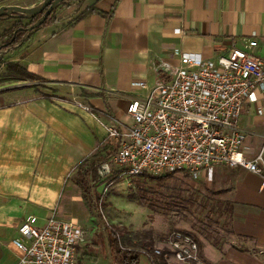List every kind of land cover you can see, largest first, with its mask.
<instances>
[{
  "label": "crops",
  "instance_id": "1",
  "mask_svg": "<svg viewBox=\"0 0 264 264\" xmlns=\"http://www.w3.org/2000/svg\"><path fill=\"white\" fill-rule=\"evenodd\" d=\"M42 1L0 0V6ZM87 9L92 12L83 14ZM12 24V18L0 20V34ZM249 41L257 46L247 48ZM232 48L264 59V0L59 5L47 25L8 50L1 60L21 65L37 80L0 84V264L19 260L13 245L19 225L32 216L41 226L52 210L87 231L78 252L82 264H109L100 225L75 183L78 166L97 152L103 160L110 154L105 126L131 123L128 103L153 88L164 69L179 66L176 51L214 60ZM136 82L147 89L133 87ZM239 129L248 154H256L264 144V95L244 105ZM262 181L242 168L219 167L206 182L223 196L233 238L221 250H205L209 264H264ZM139 264L150 261L144 255Z\"/></svg>",
  "mask_w": 264,
  "mask_h": 264
},
{
  "label": "built area",
  "instance_id": "2",
  "mask_svg": "<svg viewBox=\"0 0 264 264\" xmlns=\"http://www.w3.org/2000/svg\"><path fill=\"white\" fill-rule=\"evenodd\" d=\"M256 46L255 41L247 44ZM175 54L179 66L164 69L153 88L128 103L131 123L113 120L105 126L113 151L97 165L98 178L116 170L123 178L186 173L194 181L210 182L216 168L226 167L247 170L264 184V144L248 154L239 129L244 105L264 95V59L237 48L214 60ZM133 87L147 89L144 82ZM78 106L92 113L88 106ZM17 233V264H82L78 252L87 233L76 220L62 219L52 210L43 225L30 216ZM157 244L143 252L150 264H206L188 233L171 231Z\"/></svg>",
  "mask_w": 264,
  "mask_h": 264
},
{
  "label": "rangeland",
  "instance_id": "3",
  "mask_svg": "<svg viewBox=\"0 0 264 264\" xmlns=\"http://www.w3.org/2000/svg\"><path fill=\"white\" fill-rule=\"evenodd\" d=\"M81 4L79 0H67L60 6L80 8ZM6 52L0 53V59ZM113 172L112 176L105 178L96 175L91 182L92 193L98 197L100 221L108 228L124 231V236L132 240L136 248H143L147 232L151 233L156 245L159 239L174 230L193 236L201 246L203 258L205 250H221L233 241L227 217L223 214V196L213 194L217 189L213 184L176 173L158 187L147 177L123 178L118 177L116 170ZM96 227L100 229V226ZM86 228L90 231L91 227ZM78 259L81 261L79 253Z\"/></svg>",
  "mask_w": 264,
  "mask_h": 264
},
{
  "label": "trees",
  "instance_id": "4",
  "mask_svg": "<svg viewBox=\"0 0 264 264\" xmlns=\"http://www.w3.org/2000/svg\"><path fill=\"white\" fill-rule=\"evenodd\" d=\"M65 1L67 0H64L61 4H63ZM84 1L85 0H79L80 4ZM89 12H92V10L87 9L83 12V14ZM53 14L54 10L51 12L49 17L46 19V21H44V23L40 27L47 25L50 22ZM40 16L41 14L31 20H25L20 17L1 18L0 20L12 18L13 24L9 28L4 30L3 33L0 35V52L6 50L8 51L17 43H19L26 35V29L30 25H32ZM0 66H3L4 68L0 73V84L37 80L35 76L28 73L26 69L19 64L13 62H3L0 59ZM112 151L110 153H112ZM102 160L103 156L100 152H97L85 159L78 166L75 176V183L81 189L83 200L85 201L86 205L90 208V210H92L95 218L97 219L100 225V229L102 230L103 239L108 253L107 257L109 260V264H139V260L143 255V252L151 251L154 247V240L151 236V233L147 232L145 234L148 238L144 240L142 244L143 248L138 249L136 248V246H134L132 240L124 236V231H118L116 228H108L100 221V216L98 212V197H95V195H93L92 193L93 187L91 182L93 181V178L96 177V167ZM184 175L188 176L186 173ZM144 177L149 178L150 180L154 181L158 187H161L167 180L173 178V174H167L160 177ZM213 194L219 195L216 193ZM159 240L157 242H159ZM158 264L162 263L159 262Z\"/></svg>",
  "mask_w": 264,
  "mask_h": 264
},
{
  "label": "water",
  "instance_id": "5",
  "mask_svg": "<svg viewBox=\"0 0 264 264\" xmlns=\"http://www.w3.org/2000/svg\"><path fill=\"white\" fill-rule=\"evenodd\" d=\"M63 1L64 0H43L32 7H22L18 5L0 6V19L3 17H20L25 20H31L41 14V16L26 29L27 35L40 27L49 17L51 12L55 10ZM25 36L23 38H25Z\"/></svg>",
  "mask_w": 264,
  "mask_h": 264
}]
</instances>
